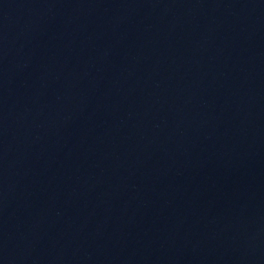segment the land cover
Here are the masks:
<instances>
[{
  "label": "water",
  "instance_id": "obj_1",
  "mask_svg": "<svg viewBox=\"0 0 264 264\" xmlns=\"http://www.w3.org/2000/svg\"><path fill=\"white\" fill-rule=\"evenodd\" d=\"M0 264H264V0H0Z\"/></svg>",
  "mask_w": 264,
  "mask_h": 264
}]
</instances>
